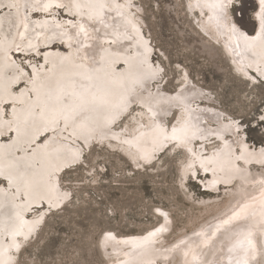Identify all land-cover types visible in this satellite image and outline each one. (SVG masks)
Segmentation results:
<instances>
[{
	"label": "bare ground",
	"instance_id": "1",
	"mask_svg": "<svg viewBox=\"0 0 264 264\" xmlns=\"http://www.w3.org/2000/svg\"><path fill=\"white\" fill-rule=\"evenodd\" d=\"M256 4L253 20L258 30L253 34L233 18L231 0H188L187 8L198 14L197 26L232 56L238 72L247 76L252 71L264 78V3L256 0ZM61 9L64 18L57 15ZM138 13L131 8V0H0V264H15L23 245L35 237L47 213L40 210L43 204L58 210L71 198L61 186V174L81 162L84 153L71 142L82 141L89 148L101 138L138 170L143 161L156 158L155 150L167 131L158 118L171 98L151 92L161 69L152 64L153 47ZM15 52L25 60L35 53L43 56L39 64L31 65L29 75ZM25 81L29 85L16 91ZM192 94L188 91L178 102L185 104ZM7 105L10 119L4 113ZM133 105L139 106L138 113L118 134L132 138L133 143L123 138L110 141L112 127ZM178 110L173 130H187L194 119L183 105ZM43 135L47 141L39 144ZM7 137L9 142L4 141ZM189 144L179 140L175 149L185 151ZM182 163L184 181L190 163ZM210 167L222 184L233 185L237 179L236 193L229 207L217 215L219 219L227 222L243 207L256 208L239 214L241 221L221 226L215 241L211 240L217 229L211 227L200 239L183 237L175 244H164L172 229L167 217L161 228L141 235L106 231L101 245L108 264H151L154 258L161 259V264H226L229 259L248 264L245 251L250 245L253 264H264V206L258 205L264 202V174L236 169L223 154L214 156Z\"/></svg>",
	"mask_w": 264,
	"mask_h": 264
},
{
	"label": "rangeland",
	"instance_id": "2",
	"mask_svg": "<svg viewBox=\"0 0 264 264\" xmlns=\"http://www.w3.org/2000/svg\"><path fill=\"white\" fill-rule=\"evenodd\" d=\"M187 4L188 0H131V8L142 17L144 35L153 47L152 64L161 69L160 80L152 83L151 92L171 98L170 105L158 118L161 128L168 132L164 133L162 143L155 150L156 158L143 161L138 170L132 161L120 152H114L101 138L94 140L89 148L82 141L77 144L69 141L84 151L81 162L61 174V186L70 191L71 198L58 210H49L45 204L40 207V210L47 211L43 223L35 237L16 255L15 264H108L101 245L106 231L118 235H141L161 228L165 224L164 217L171 219L172 223L164 244H175L183 237L200 239L211 227V230L217 229L211 240L215 241L223 226L241 221L239 214L256 208L254 205L243 207L231 215L230 222L219 219L217 215L229 207L233 199L231 195L236 193L237 179L233 185L222 184L220 179L212 176L214 169L210 165L214 156L223 154L234 168L244 167L254 175L263 176L264 78L257 77L252 71H248L247 76L238 72L232 56L229 57L219 42L215 43L197 26L194 17L198 14H192ZM230 9L238 24L253 34L256 25L253 14L257 9L252 0H231ZM59 13L58 17L64 18L63 9ZM15 54L29 75L31 65L39 64L43 56L35 53L36 56L25 60L22 53ZM27 85L29 82L25 81L15 90ZM188 91L193 92L192 97L185 100V104L178 102ZM182 105L194 123L184 128L187 130H173ZM131 107L112 127L114 137L109 138L110 141L123 138H119V131L130 124L131 116L139 110V106ZM4 113L10 119L9 105ZM183 134L187 137L179 138ZM45 136L39 144L46 143ZM10 140L7 137L4 141ZM122 140L134 141L130 137ZM179 140L192 144L185 151L175 149ZM214 151L217 153L213 156ZM189 154L192 156L190 160ZM186 159L190 163L189 172L187 170V178L181 181V166L182 162H188ZM201 159L203 161L199 162ZM206 165L210 170L204 173L208 169ZM258 205L264 206V202ZM211 218L215 220L211 221ZM261 241L264 245L263 233ZM250 247L245 254L248 264H253V249ZM152 260L156 262L151 264H161L159 258ZM226 264H234V261L229 259Z\"/></svg>",
	"mask_w": 264,
	"mask_h": 264
},
{
	"label": "water",
	"instance_id": "3",
	"mask_svg": "<svg viewBox=\"0 0 264 264\" xmlns=\"http://www.w3.org/2000/svg\"><path fill=\"white\" fill-rule=\"evenodd\" d=\"M255 0H252V2L254 3V5H255V9H257V6H256V4H255V2H254ZM257 30H258V27H256V25H255V27H254V31L253 32H257Z\"/></svg>",
	"mask_w": 264,
	"mask_h": 264
},
{
	"label": "snow or ice",
	"instance_id": "4",
	"mask_svg": "<svg viewBox=\"0 0 264 264\" xmlns=\"http://www.w3.org/2000/svg\"><path fill=\"white\" fill-rule=\"evenodd\" d=\"M261 3H264V0H261Z\"/></svg>",
	"mask_w": 264,
	"mask_h": 264
}]
</instances>
